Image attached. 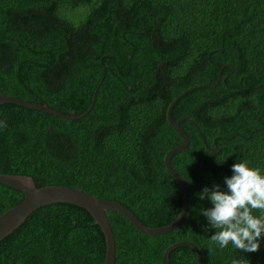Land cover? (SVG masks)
Listing matches in <instances>:
<instances>
[{"label": "trees", "instance_id": "16d2710c", "mask_svg": "<svg viewBox=\"0 0 264 264\" xmlns=\"http://www.w3.org/2000/svg\"><path fill=\"white\" fill-rule=\"evenodd\" d=\"M217 80V82H215ZM187 207L171 230L148 234L115 209L105 211L115 245L112 264H165L163 251L191 240L202 264H264L256 252L221 249L201 200L204 187L228 191L232 166L247 161L264 174V0H0V90L70 119L0 102V172L28 174L35 185L79 186L116 200L145 225L173 220L179 185ZM207 143V145H206ZM217 150V151H214ZM0 182V212L21 200ZM253 215L264 218V211ZM103 233L83 207L39 205L0 239V264H102ZM170 264H198L191 245L169 249Z\"/></svg>", "mask_w": 264, "mask_h": 264}, {"label": "water", "instance_id": "95a60500", "mask_svg": "<svg viewBox=\"0 0 264 264\" xmlns=\"http://www.w3.org/2000/svg\"><path fill=\"white\" fill-rule=\"evenodd\" d=\"M215 82H217V80ZM203 84L205 83H195L186 86L184 89L179 91L171 98V100L169 101L166 107L167 117L169 121L174 124V126L183 136L182 141L176 144L171 149H169L164 156L165 165L168 171L170 172V174L174 177V179L178 183L181 192L180 209L173 220L159 226H148L143 224L135 216V214L122 203L116 200L100 198L98 196L92 195L84 191L78 185L69 186L63 184H44V185L36 186L34 183L35 180L31 175L23 174V173L0 172V182L15 187L21 190L23 193L21 200L12 204L8 208L4 209L2 212H0V239L4 235H6L9 231H11L16 225H18L31 210L38 207L39 205H43L55 201H64V202L76 204L78 206L85 208L93 216L94 220L99 225L104 236L105 252H104L102 264H112L114 260V252H115L113 234L105 213L107 209H115L118 212L122 213L126 218L129 219V221L137 229L148 234H159V233L167 232L171 230L173 227L177 226L180 222H182L187 207V202H188L187 189H186L187 186L180 173H178L171 165L170 158L176 151L184 148L189 141V134L186 131V129L181 125L180 120L184 117H187L190 118L194 123L195 121L188 115H181L177 118H174L171 114V107L174 101L185 91ZM96 88L97 86L93 89L90 103L88 104L86 109L78 114H73V115L61 113L60 111H57L49 107L47 103L44 102L37 103L34 101L17 98L11 95H7L1 90H0V102L2 101L16 102L40 110H44L56 115H60L65 118L75 119V118L83 117L87 113V111L92 107L95 98ZM187 243L193 247L198 264H202L200 254L196 245L194 244L193 241L188 239L172 242L166 247V249L163 251V258L165 264H170L167 258V254L170 248L180 244H187Z\"/></svg>", "mask_w": 264, "mask_h": 264}, {"label": "clouds", "instance_id": "9594fccd", "mask_svg": "<svg viewBox=\"0 0 264 264\" xmlns=\"http://www.w3.org/2000/svg\"><path fill=\"white\" fill-rule=\"evenodd\" d=\"M232 171L234 174L225 178L228 191L217 184L214 189L206 186L197 194L214 205L201 209V213L216 229L211 240L221 249L231 243L236 250L256 252L260 248L258 238L264 235V218L253 215L252 210L264 211V174L249 167L247 161L235 163ZM232 264L239 262L233 260Z\"/></svg>", "mask_w": 264, "mask_h": 264}]
</instances>
